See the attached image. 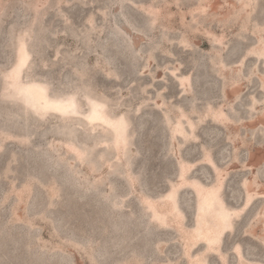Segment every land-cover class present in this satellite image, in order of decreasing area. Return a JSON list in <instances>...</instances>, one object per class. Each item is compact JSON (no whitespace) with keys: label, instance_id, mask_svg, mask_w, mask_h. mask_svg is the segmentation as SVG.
I'll return each mask as SVG.
<instances>
[{"label":"rangeland","instance_id":"rangeland-1","mask_svg":"<svg viewBox=\"0 0 264 264\" xmlns=\"http://www.w3.org/2000/svg\"><path fill=\"white\" fill-rule=\"evenodd\" d=\"M243 3L0 0V264H264V0ZM217 189L240 215L210 252Z\"/></svg>","mask_w":264,"mask_h":264},{"label":"bare ground","instance_id":"bare-ground-1","mask_svg":"<svg viewBox=\"0 0 264 264\" xmlns=\"http://www.w3.org/2000/svg\"><path fill=\"white\" fill-rule=\"evenodd\" d=\"M34 95H35V92H34ZM36 99L38 100V98H36ZM68 105L71 106L72 102H70ZM218 184H219V182H218ZM248 186H250V185H248ZM250 187H252V184ZM250 187H248V188H250ZM253 188L254 187H252L250 189L252 190ZM251 190L247 191V199L248 200L251 199V194H250ZM253 190L256 191L255 188ZM254 194H255V192H254ZM215 205H219L218 209L215 208ZM226 207L223 206L222 203L220 202V199H218L217 190L204 191V193H202L200 196L199 229L197 231V234L199 236V240H202L206 243L207 249H209V241L214 240L216 238L217 233L220 231L222 224H223V221H224V215L226 213H233V212H230L231 210H229ZM233 218L234 217L230 218V223H231ZM215 246H217V245H213L214 250H215Z\"/></svg>","mask_w":264,"mask_h":264},{"label":"snow or ice","instance_id":"snow-or-ice-1","mask_svg":"<svg viewBox=\"0 0 264 264\" xmlns=\"http://www.w3.org/2000/svg\"><path fill=\"white\" fill-rule=\"evenodd\" d=\"M253 7H254V0H244V3L242 4V9H251ZM66 22H68V21L66 20ZM89 23L90 24L92 23V19L91 18L89 19ZM257 31L261 34V44L264 45V28H259V29H257ZM214 42L215 43H221L220 40H215V39H214ZM181 44L184 47H189V43L187 41L182 40ZM249 54L251 55V54H254V53L250 52ZM260 55L264 56V50H262L260 52ZM21 63H23V60L21 61ZM261 81H262V83H264V75L261 76ZM262 103H264V101H262ZM204 162L205 163H209V164L211 163L210 154L207 151L204 153ZM217 193H218V189H217ZM262 212H264V209H262ZM239 215H240V212L226 213L224 215V221H223L222 227H221L220 231L217 233L216 238L214 240H210L209 241V249L208 250L210 252L214 251L213 245H218L220 243L221 235L224 232H227V231H229L231 229L232 225L230 223V218L231 217H238ZM261 240H262V242H264V237H261ZM235 251L237 253H239L240 249L237 247L235 249ZM217 255H219L218 252H217ZM220 260L223 261L224 257L221 256ZM201 264H206V262L201 261ZM241 264H244V262H241Z\"/></svg>","mask_w":264,"mask_h":264}]
</instances>
